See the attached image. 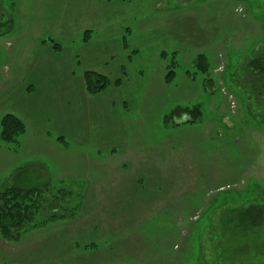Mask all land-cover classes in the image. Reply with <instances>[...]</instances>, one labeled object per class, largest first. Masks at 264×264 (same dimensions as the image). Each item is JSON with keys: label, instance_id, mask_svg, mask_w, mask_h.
Masks as SVG:
<instances>
[{"label": "rangeland", "instance_id": "rangeland-1", "mask_svg": "<svg viewBox=\"0 0 264 264\" xmlns=\"http://www.w3.org/2000/svg\"><path fill=\"white\" fill-rule=\"evenodd\" d=\"M0 2V119L26 127L16 151L0 140V181L50 182L0 264H264V227L220 223L264 202V107L244 83L264 0ZM87 70L121 83L90 94ZM194 106L195 124L172 113Z\"/></svg>", "mask_w": 264, "mask_h": 264}, {"label": "trees", "instance_id": "trees-1", "mask_svg": "<svg viewBox=\"0 0 264 264\" xmlns=\"http://www.w3.org/2000/svg\"><path fill=\"white\" fill-rule=\"evenodd\" d=\"M178 1L188 3L192 0ZM2 8L0 2V17L3 16ZM56 46L54 45L55 48ZM195 61L197 72L205 74L208 71L205 56L199 55L195 58ZM174 74V70H169L166 81H170ZM83 79L87 92L90 94L103 91L112 82L107 76L92 70L85 71ZM208 82L210 80L207 79L206 83ZM112 83L120 84L121 81L117 79ZM244 83L249 86L255 101L264 107V46L249 57L245 63ZM211 84L212 81L209 85ZM174 112L179 115L187 114L190 116V119L184 123L195 124L201 116V111L197 106L193 108L177 107L172 113ZM260 121H264V118H261ZM25 130L24 122L14 114L6 113L0 119V140L5 144H9L10 149L13 151H16L19 137L25 133ZM23 169H25V166L19 167L9 175L5 180V183L9 181L7 184L3 185V181H0V237L7 241H18L24 233L37 226L31 221L40 209L41 202L46 199L44 193L49 192L50 182L46 179L43 181L38 176L43 181L42 184H38L35 180L32 183L33 180L31 177L27 178L28 175L18 178L20 171ZM41 173L45 175L44 172L41 171ZM51 202L54 203L53 200ZM225 211L220 218V223L226 233L234 231L248 232L264 227V202L251 201L247 202L246 205L239 204L235 208H226ZM57 217L63 216L53 213L49 219Z\"/></svg>", "mask_w": 264, "mask_h": 264}, {"label": "crops", "instance_id": "crops-1", "mask_svg": "<svg viewBox=\"0 0 264 264\" xmlns=\"http://www.w3.org/2000/svg\"><path fill=\"white\" fill-rule=\"evenodd\" d=\"M16 168H19V167H16ZM13 171H14V170L11 169V171H10L9 174L11 175ZM42 172H44V174L47 176V174H46V170H45V169H44ZM3 178H6V177H3ZM6 179H7V178H6ZM6 179H3V180H6ZM33 181H34V180H33ZM4 183H5V182L3 181V184H4ZM26 235H27V234H26ZM27 237H28V236H27ZM27 237H26V238H27ZM26 238H25V239H26ZM25 239H24V240H25ZM0 241H1L2 243L6 244V245H11V244H9L8 242H5L4 240H2L1 238H0ZM15 243H16V242H15ZM17 244H18V243H17Z\"/></svg>", "mask_w": 264, "mask_h": 264}]
</instances>
